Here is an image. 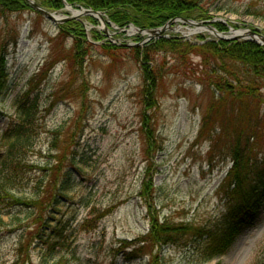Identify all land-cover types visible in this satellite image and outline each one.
Segmentation results:
<instances>
[{
  "label": "rangeland",
  "instance_id": "374dc122",
  "mask_svg": "<svg viewBox=\"0 0 264 264\" xmlns=\"http://www.w3.org/2000/svg\"><path fill=\"white\" fill-rule=\"evenodd\" d=\"M248 3L264 12V0H219L215 5L222 9L212 8L208 20L216 18L214 23L224 24L225 32L249 29L264 35V18L245 13ZM51 11L64 19L53 22L27 11L10 17L19 25L20 37L7 55L0 134L17 101L37 92L39 129L45 131L37 140L42 155L50 141L49 129H60L54 153L77 149L81 174L68 204L56 216L69 234L67 264H141L154 254L162 264H264V204L227 249L209 260L195 254L194 246L162 245L150 251L145 247V256L133 260H125L123 254L138 245L152 216L190 227H224L220 195L221 186L229 183L228 147L234 136L250 138L252 156L264 154V103L259 102L264 87L261 97L244 103L241 111L235 102L222 108L199 79L203 67L197 66V54H188L183 63L177 53L160 52L149 65L160 69L161 81L153 94L144 93L142 69L127 48L143 34L130 25L118 29L106 17L96 18L98 23L86 15L68 18L72 12L64 5ZM71 19L82 23L86 42L67 30ZM179 24L173 27L178 31L170 33L183 41L217 39L204 28L188 34L195 27ZM92 30L102 38L94 40ZM148 41L143 39L141 45ZM1 145L0 141L3 149ZM256 182L247 179L242 186L250 188ZM145 183L151 185L147 191ZM3 218L7 225L16 222ZM6 232L0 234V264H12L19 246L15 232ZM184 233L180 236L189 234ZM44 252L30 239L24 264H49Z\"/></svg>",
  "mask_w": 264,
  "mask_h": 264
},
{
  "label": "trees",
  "instance_id": "16d2710c",
  "mask_svg": "<svg viewBox=\"0 0 264 264\" xmlns=\"http://www.w3.org/2000/svg\"><path fill=\"white\" fill-rule=\"evenodd\" d=\"M48 10L57 9L63 5L62 0H36ZM76 6H83L105 12L106 18L118 28L132 24L138 28H154L165 24L169 19L185 17L197 20L211 18V10H221L215 5L219 0H66ZM252 1H250L251 3ZM248 3L244 12L254 17L264 18V12L253 10ZM35 12L26 0H0V97L7 89L3 76L6 72L7 55L10 49H15L20 37L19 25L10 22V17L23 12ZM263 14V15H262ZM91 22L98 23L92 16H87ZM14 20V19H13ZM67 30L79 34L82 42H86L81 22L71 19L66 21ZM77 23V24H76ZM109 23V22H108ZM218 30H226L221 23H214ZM63 30V29H61ZM93 39L102 38L101 33L92 30ZM139 36L137 42L143 40ZM94 43L91 42V44ZM102 46L108 44L101 43ZM140 64L143 75L144 93L153 94L160 83V69L151 68L154 54L173 52L179 54L185 63L186 56L195 53L200 61L197 66L201 70L202 83L212 89V96L220 101V105L239 103V111L244 103L257 96L261 97L260 89L264 87V46L253 41L241 40H201L193 43L183 41L179 37H160L151 39L144 45L127 46ZM65 59L68 60L66 55ZM69 61V60H68ZM27 93V92H26ZM215 94H218L216 96ZM39 95L22 96L16 103L14 113L8 117L0 134L3 149H0V234L12 232L18 236L19 246L12 264H24L22 259L25 243L35 240L37 245L45 248L43 257L51 260L49 264H67L68 257L65 246L68 242V231L57 215L60 209L68 204L69 193L81 174L77 158V149L69 151L56 148V135L60 129H49L50 141L44 155L37 145V140L43 129L38 115ZM260 100V99H259ZM264 103V99L260 103ZM204 125L206 120L204 118ZM45 132V131H44ZM237 133L228 147L231 166L227 171L229 183L222 185L220 200L223 207V222L221 229L212 226L178 225L168 219L159 220L152 216L150 225L138 245L129 252H123L125 260L141 259L145 256V247L152 248L162 245L191 246L195 254L203 260H209L215 254L223 253L235 235L252 222L264 204V154L252 156L249 139L241 138ZM1 145V146H2ZM213 146V145H212ZM38 157V159H35ZM66 160V162L63 161ZM257 181L255 186H242L245 180ZM148 190L150 183L143 184ZM144 190V189H143ZM143 192V191H142ZM148 197L151 195L148 193ZM151 208L152 202H147ZM153 198V195H152ZM23 214L19 218V215ZM3 215L10 221L7 225ZM27 220L26 222L22 220ZM10 226V227H8ZM185 231V233H184ZM189 234L181 237L182 233ZM6 232V233H7ZM28 239V240H27ZM27 240V241H24ZM198 244V245H197ZM27 249V247H26ZM48 264V263H47ZM141 264H162L156 254Z\"/></svg>",
  "mask_w": 264,
  "mask_h": 264
},
{
  "label": "water",
  "instance_id": "95a60500",
  "mask_svg": "<svg viewBox=\"0 0 264 264\" xmlns=\"http://www.w3.org/2000/svg\"><path fill=\"white\" fill-rule=\"evenodd\" d=\"M29 5L35 10L41 13L43 16H45L47 19L53 22H60V20H63L64 18L60 17L57 15L55 12L56 11H50L41 6L36 0H26ZM64 7L66 10L72 9V5L68 3L66 0H62ZM76 11L75 13L72 12V15L68 18H77L80 15H89L93 16L95 18L104 19L105 12L102 10H94L91 8H84L80 7L79 10L77 9H72ZM216 21V18H214L212 21L210 20H194L191 18H185V17H175L172 19H169L164 25L159 26V27H154V28H138L135 27L134 25H131V28L135 29L137 33L144 34L145 35V40H149L152 38H159V37H170L171 35L165 34L166 31H171L174 30L172 27V24L182 22L186 23L189 25L194 26L189 34L196 33L200 31L202 28L208 29L211 31L213 36H215L217 39H222V40H249L253 41L259 45L264 46V35L255 31V30H249V29H244V30H236V29H229V32H222L218 31L212 24L211 22ZM224 23V22H223ZM178 31V29H176ZM241 31V32H238ZM172 37V36H171ZM142 42H138L135 44H140Z\"/></svg>",
  "mask_w": 264,
  "mask_h": 264
},
{
  "label": "bare ground",
  "instance_id": "6f19581e",
  "mask_svg": "<svg viewBox=\"0 0 264 264\" xmlns=\"http://www.w3.org/2000/svg\"><path fill=\"white\" fill-rule=\"evenodd\" d=\"M71 12L75 13L76 11L72 10V9H69ZM192 30V29H191ZM189 30V32L191 31ZM238 32H241V31H238Z\"/></svg>",
  "mask_w": 264,
  "mask_h": 264
}]
</instances>
